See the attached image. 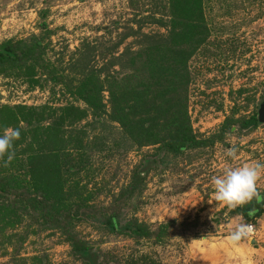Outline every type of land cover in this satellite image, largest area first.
<instances>
[{
  "label": "rangeland",
  "instance_id": "rangeland-1",
  "mask_svg": "<svg viewBox=\"0 0 264 264\" xmlns=\"http://www.w3.org/2000/svg\"><path fill=\"white\" fill-rule=\"evenodd\" d=\"M185 4L0 0V44L13 40L29 47L44 36L41 65L49 68L28 63L0 73V106L15 108L17 120L0 126V134L26 125L19 115V107L25 108L29 121L33 117L28 124L37 126L41 136L57 143L70 140L66 151L74 155L87 150L88 162L73 173H58L61 188L53 199L54 213L70 214L65 224L48 226L41 211L19 210L13 197L0 202V264H84L72 252L71 242L79 239L104 264H264V215L250 238L230 244L228 236L242 220L214 201L212 183L229 168L264 163V122L240 128L264 101V0H196L199 6H189V18L183 13ZM156 48L186 53L187 130L201 144L178 156L160 145L131 144L107 117L114 78L135 75L133 83L153 89L143 63ZM128 59L136 62V71L130 70L132 65L123 68ZM89 82L104 88L103 127L93 122L76 94ZM27 134L28 139L34 135ZM71 135L81 142L71 141L77 140ZM229 149H235L234 157L227 156ZM13 152L12 160L21 164ZM148 162L153 166L139 181L137 175ZM7 168L0 166V174L7 181L17 178L19 171ZM19 180L24 196L44 199L46 192L57 191L50 179L41 186L25 174ZM132 186L136 189L129 197ZM257 189L264 190V175ZM111 214H118L120 227L137 220L151 237L137 241L109 234L101 222ZM165 224L171 226L168 233L157 239Z\"/></svg>",
  "mask_w": 264,
  "mask_h": 264
},
{
  "label": "trees",
  "instance_id": "trees-1",
  "mask_svg": "<svg viewBox=\"0 0 264 264\" xmlns=\"http://www.w3.org/2000/svg\"><path fill=\"white\" fill-rule=\"evenodd\" d=\"M183 1H186L185 7L183 8L185 17L189 13V6H194V9L199 6H197L196 0ZM42 17L44 18L45 14ZM43 40L44 36L33 41V44L29 47L24 42H16L13 40H7L1 43L0 73H10L28 63H40V67L49 70L48 65H41V57L43 56L44 50L40 46V43ZM185 55L186 53L182 51L176 54V51H170L166 48L161 50H158V48L152 49V54L148 57V61L145 64L143 63V68L146 71L149 70L152 75L153 80L149 82L151 83L150 87L153 89L150 91L143 88L141 85L142 82L133 83L131 81V78H136L135 75L132 77L126 75L122 79L120 77L113 79V83L108 88L110 111L107 117L109 121L118 125L124 139H127L131 144L133 143V145L138 147L160 145V148H165L167 153L174 154L175 156L181 155L186 150L193 149L201 144V142H196L190 135L189 129L187 130V127H189V118L187 115L186 91L190 78L186 71V66H184ZM127 61L123 64V68L132 65L129 67L130 70L136 71L135 67L138 66L135 65L136 62H134V59H128ZM178 61L179 63H177ZM176 63L179 65L176 66ZM129 79L130 81L128 83L127 80ZM103 89L102 84L97 82L96 85H91L89 82V84H82L76 90L78 98L89 109L93 122L102 125V127L105 125L103 119L106 116L105 106L101 100V92ZM154 89L156 91L155 93H153ZM166 91L170 96L166 95ZM13 109L10 110L0 106L1 127L4 126L3 124L5 122H17L15 113L12 111ZM19 110V115L26 122L25 126L16 127L20 129L21 136L14 143L15 154L21 158V164H16V159H11V161H8L6 157L0 159L2 170H8L7 166H10V170L15 172L18 170L19 174L17 178H10L8 181L4 176L5 174H0V202H4L6 199L13 197L14 204L19 210L24 212L41 211L45 220L44 223L48 226L54 225L58 221L63 223L69 221L68 219L63 220L66 217H71L70 214L65 216L59 212L54 213L55 200L53 201V199L57 198L56 195L60 192L59 189L61 188L57 176L60 170H64L70 174L77 169L79 170L84 163L87 164L88 162L84 161L87 150L71 155L66 151V145L70 144V140L64 141L60 139L59 143L46 140L45 136H41L39 131H37V126L28 124L33 118L29 121L30 112L21 107H19ZM259 123L258 114H255L249 120L243 121L240 128H253ZM27 131L34 133L29 139L27 137ZM69 138L77 139H72L71 141L73 142H81L74 135H71ZM152 166L153 163L148 162L138 173L139 181H144L146 173ZM20 174H25V177H29L33 185L37 186L43 185V182L46 184L50 179L55 184L57 191L54 193L46 192L44 199L24 196L20 194L21 189L25 187L19 180ZM25 189L28 191V188ZM131 189L132 191L127 193L129 197L132 196L131 193L135 192L136 187L132 186ZM259 192L264 195V190ZM117 215H108L101 222L102 227L109 234L128 236L135 238L137 241L151 237L147 227L139 224L137 220L127 222L124 226L120 227ZM263 215L264 200L259 202L253 200L249 204L232 209L229 213V216L240 218L242 221L251 225H254ZM215 221L217 222V219ZM184 225L181 224V226ZM169 227H171L170 224L161 225L157 239L159 237L165 238ZM71 247L78 261L84 264H104L100 262L99 256L91 250L86 242L80 239L73 240Z\"/></svg>",
  "mask_w": 264,
  "mask_h": 264
},
{
  "label": "clouds",
  "instance_id": "clouds-1",
  "mask_svg": "<svg viewBox=\"0 0 264 264\" xmlns=\"http://www.w3.org/2000/svg\"><path fill=\"white\" fill-rule=\"evenodd\" d=\"M19 128H6L0 134V158L8 161L14 156V143L20 139ZM236 155L235 149L227 151L228 157ZM264 175V163L259 161L247 163L236 168L227 169L222 175L213 177L214 201L222 202L229 209H236L251 203L264 200V195L257 189V182ZM254 233L253 225L241 221L230 232L228 241L232 245H239Z\"/></svg>",
  "mask_w": 264,
  "mask_h": 264
},
{
  "label": "water",
  "instance_id": "water-1",
  "mask_svg": "<svg viewBox=\"0 0 264 264\" xmlns=\"http://www.w3.org/2000/svg\"><path fill=\"white\" fill-rule=\"evenodd\" d=\"M258 120L259 122H264V101L261 102V104L259 105V109H258Z\"/></svg>",
  "mask_w": 264,
  "mask_h": 264
}]
</instances>
